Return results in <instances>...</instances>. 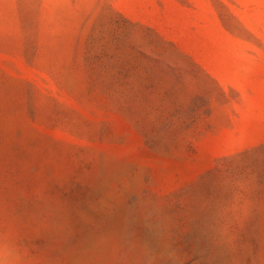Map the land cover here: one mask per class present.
Listing matches in <instances>:
<instances>
[{
  "label": "rangeland",
  "instance_id": "obj_1",
  "mask_svg": "<svg viewBox=\"0 0 264 264\" xmlns=\"http://www.w3.org/2000/svg\"><path fill=\"white\" fill-rule=\"evenodd\" d=\"M0 264H264V0H0Z\"/></svg>",
  "mask_w": 264,
  "mask_h": 264
}]
</instances>
